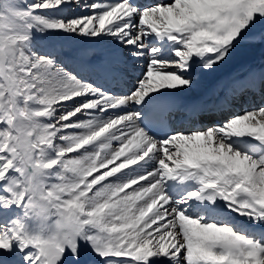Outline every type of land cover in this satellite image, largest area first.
I'll return each mask as SVG.
<instances>
[{
	"label": "snow or ice",
	"instance_id": "snow-or-ice-1",
	"mask_svg": "<svg viewBox=\"0 0 264 264\" xmlns=\"http://www.w3.org/2000/svg\"><path fill=\"white\" fill-rule=\"evenodd\" d=\"M0 264H264V0H0Z\"/></svg>",
	"mask_w": 264,
	"mask_h": 264
},
{
	"label": "bare ground",
	"instance_id": "bare-ground-1",
	"mask_svg": "<svg viewBox=\"0 0 264 264\" xmlns=\"http://www.w3.org/2000/svg\"><path fill=\"white\" fill-rule=\"evenodd\" d=\"M243 50H247L248 52L244 54L243 56L239 57V55L241 54ZM259 51H260L259 48L250 49L247 45L242 44L240 46L239 53L234 56L230 64L233 65L234 67H237L238 64H244V63H249V62H259V59H260V53H258ZM203 91L207 92L210 90L205 89Z\"/></svg>",
	"mask_w": 264,
	"mask_h": 264
},
{
	"label": "rangeland",
	"instance_id": "rangeland-1",
	"mask_svg": "<svg viewBox=\"0 0 264 264\" xmlns=\"http://www.w3.org/2000/svg\"><path fill=\"white\" fill-rule=\"evenodd\" d=\"M247 52H248L247 50H243V51L241 52V54L239 55V57L243 56V55L246 54ZM258 53H260V51H259Z\"/></svg>",
	"mask_w": 264,
	"mask_h": 264
}]
</instances>
